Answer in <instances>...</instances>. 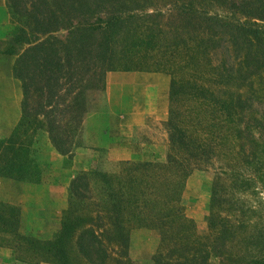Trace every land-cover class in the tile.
<instances>
[{"label":"trees","instance_id":"obj_1","mask_svg":"<svg viewBox=\"0 0 264 264\" xmlns=\"http://www.w3.org/2000/svg\"><path fill=\"white\" fill-rule=\"evenodd\" d=\"M6 1L15 23L3 53L17 55L23 99L18 124L0 138V176H39L38 131L56 152L71 154V124L82 118L92 77L99 89L108 71L164 70L171 80L164 162L123 161L119 173L77 174L50 237L23 231L19 206L0 199V246L25 263L75 264L73 251L87 264H107L108 246L123 255L131 229L144 227L159 235L153 264H208L212 256L264 264V223L248 230L224 207L255 179L264 184V112L254 107L264 100V0H171L165 10L138 7L140 0ZM73 94L81 109L64 122ZM213 159L221 163L200 234L185 216L182 189L192 169ZM92 190L97 207L103 203L95 214L83 207Z\"/></svg>","mask_w":264,"mask_h":264},{"label":"crops","instance_id":"obj_2","mask_svg":"<svg viewBox=\"0 0 264 264\" xmlns=\"http://www.w3.org/2000/svg\"><path fill=\"white\" fill-rule=\"evenodd\" d=\"M11 15L6 0H0V138L9 136L21 118L23 92L21 82L13 74L16 54L3 53L5 42L12 31ZM165 81L159 72L146 71H108L104 85V116L103 126L99 125V110L93 109L84 116L81 135L87 141L74 145L70 155H62L53 148L45 131L33 137L36 157L39 161V176L29 179H15L0 176V199L20 206L22 219L30 213L20 201H39L50 197L53 190L62 189L65 193L76 170L89 169V162L83 156L98 153L99 148L112 147L118 159L127 160L132 156L145 152H153L157 145L154 136L155 125L167 120V101L162 97L163 86L157 80ZM154 81V82H153ZM166 78V87H167ZM31 132V131H29ZM96 133V134H93ZM96 137V140L94 139ZM44 137L42 144L39 139ZM104 145V146H103ZM109 150V148H108ZM111 151V152H112ZM126 154V155H123ZM51 155L63 163L58 176L62 184L50 180L53 161ZM57 176V177H58ZM56 177V178H57ZM37 195V197L34 196ZM30 198H27L29 197ZM10 248L0 246V254L9 252Z\"/></svg>","mask_w":264,"mask_h":264},{"label":"rangeland","instance_id":"obj_3","mask_svg":"<svg viewBox=\"0 0 264 264\" xmlns=\"http://www.w3.org/2000/svg\"><path fill=\"white\" fill-rule=\"evenodd\" d=\"M171 0H148L146 3L142 4V0L138 2V7H146L149 8L154 6L156 9L165 10L169 7ZM132 4L131 7H136L137 5L133 2H128ZM147 10V11H148ZM166 14L160 16L163 22L164 19L167 18ZM12 26H14V20L11 17ZM58 35L63 38L64 32H58ZM146 72H159L165 76V81L162 79L157 80L159 82V87L163 86V90L160 97V102L162 101V97L167 101V107L169 109V85L171 80V75L162 70V71H146ZM105 75L104 73V83L103 88H98V77H92V82L87 84V87L83 89L84 95V113L82 118L80 117L79 123L75 126V122H72L70 131L74 134L73 141L74 145L79 143H85L87 139L85 138L84 134L81 135L82 131V121L84 116L89 113L91 110L96 109L99 110L101 113L99 118V125L103 126V119H105L104 114V85H105ZM166 78H167V87H166ZM36 80V79H35ZM154 82V81H153ZM257 84V83H256ZM36 84L35 81L32 84L33 90L35 89ZM75 95L73 94L70 99V104L72 106V110L68 111L67 113L63 114L64 117L62 118L64 122L67 120L70 114H78L80 111L79 103L74 102ZM257 101V100H256ZM32 104L37 102L36 95H32ZM75 103V104H74ZM35 104V103H34ZM76 105V106H75ZM81 105V104H80ZM74 106V107H73ZM79 107V108H78ZM256 108V115H263L264 112V100L258 101L255 106ZM168 116V115H167ZM74 119V118H72ZM165 122H162L161 125H155L154 136L156 138L157 145L153 147V152H145L141 154H136L127 160L118 159L117 155L111 150L112 147L104 146L99 148L101 151L98 153H94L93 156L90 154L84 155L83 159L89 162V169L87 170H76V174L79 173H92L94 171L104 172V173H119L122 169L120 162L123 161H150V162H164L166 159V155L168 152V133L166 130ZM67 123V122H66ZM68 124V123H67ZM75 126V127H74ZM67 129V128H66ZM96 134V133H93ZM257 135V132L254 133ZM95 137V135H94ZM44 137H40L39 144L43 141ZM96 140V137L94 138ZM112 151V152H111ZM126 155V154H123ZM240 164L242 160V155H240ZM51 159L53 161L50 180H55L54 182L57 184H62L64 181L62 178L58 176L62 169L63 163L60 159L55 158L54 155H51ZM220 161L218 159L212 160V163L209 166H204L200 168H195L190 171L187 175L184 187L182 189V199H183V206H184V213L185 216L190 218L195 225L197 233L204 234L207 232L208 224L206 221V216L209 212V204L211 199V187L215 179V174L218 170V166L220 165ZM244 167H247L245 164L238 165V168L243 170ZM248 173V171H246ZM58 176V177H57ZM57 177V178H56ZM96 178L92 177L91 182H93ZM69 186V185H68ZM84 193H89L88 191L82 189ZM51 194V200H49V196L45 195L44 200L39 201H20L25 208L28 209L27 213H30V216L24 218L23 227L21 228L23 231H28L34 233L35 235H42V236H52L53 233L58 229L60 226L61 217L64 213L65 208L67 207V196H68V188L65 193H62V189H55ZM92 200L86 201L83 203L84 210L92 212L95 214L97 211H100L102 208V202H100V207H97L96 201L97 197L99 196L92 190ZM35 197L37 195L34 194ZM27 198H30L27 197ZM17 204V202L13 203ZM224 207L227 210L229 209L231 218L234 222L238 221V214L239 219L245 221L248 224L247 229L251 230L256 226L264 223V184L255 179L250 183V189L245 192L237 193L233 198H231L229 204L226 202L224 203ZM20 208V206H19ZM233 208V210H230ZM238 211V212H237ZM228 213V212H227ZM236 213L237 216H233ZM86 214V213H84ZM238 223V222H236ZM238 232V229H237ZM159 245V235L156 230L148 229L144 227H135L132 228L130 231V238L128 249L125 250L124 254H120V249L116 246H108V251L110 254V260L107 264H114V259L116 257L120 258L121 263L126 264H153L152 256L158 249ZM0 254V264H31L25 263L21 260L17 259L16 253L14 250L10 249L9 252ZM71 255L73 256L72 261L75 264H87L82 259L76 258L74 255L75 253L72 251ZM34 264V263H33ZM39 264H50V263H39ZM208 264H233L229 260H224L220 257L212 256L209 260Z\"/></svg>","mask_w":264,"mask_h":264}]
</instances>
